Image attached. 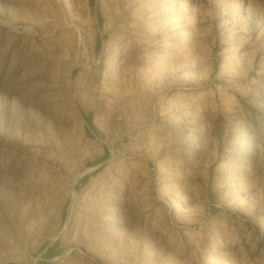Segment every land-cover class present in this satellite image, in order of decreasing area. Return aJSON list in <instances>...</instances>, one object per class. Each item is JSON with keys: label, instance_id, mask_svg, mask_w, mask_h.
I'll return each mask as SVG.
<instances>
[{"label": "rangeland", "instance_id": "rangeland-1", "mask_svg": "<svg viewBox=\"0 0 264 264\" xmlns=\"http://www.w3.org/2000/svg\"><path fill=\"white\" fill-rule=\"evenodd\" d=\"M0 264H264V0H0Z\"/></svg>", "mask_w": 264, "mask_h": 264}, {"label": "trees", "instance_id": "trees-1", "mask_svg": "<svg viewBox=\"0 0 264 264\" xmlns=\"http://www.w3.org/2000/svg\"><path fill=\"white\" fill-rule=\"evenodd\" d=\"M54 247L49 248V251L52 252Z\"/></svg>", "mask_w": 264, "mask_h": 264}, {"label": "bare ground", "instance_id": "bare-ground-1", "mask_svg": "<svg viewBox=\"0 0 264 264\" xmlns=\"http://www.w3.org/2000/svg\"><path fill=\"white\" fill-rule=\"evenodd\" d=\"M83 44V43H82ZM91 262V261H90ZM92 263V262H91Z\"/></svg>", "mask_w": 264, "mask_h": 264}, {"label": "water", "instance_id": "water-1", "mask_svg": "<svg viewBox=\"0 0 264 264\" xmlns=\"http://www.w3.org/2000/svg\"><path fill=\"white\" fill-rule=\"evenodd\" d=\"M72 73V72H71ZM70 78H71V76H70Z\"/></svg>", "mask_w": 264, "mask_h": 264}]
</instances>
